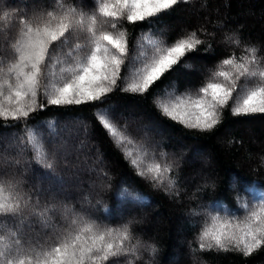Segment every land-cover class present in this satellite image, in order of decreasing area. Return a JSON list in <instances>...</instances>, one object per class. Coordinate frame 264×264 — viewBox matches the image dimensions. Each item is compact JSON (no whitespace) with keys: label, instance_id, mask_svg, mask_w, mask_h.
<instances>
[{"label":"snow or ice","instance_id":"6c2138e0","mask_svg":"<svg viewBox=\"0 0 264 264\" xmlns=\"http://www.w3.org/2000/svg\"><path fill=\"white\" fill-rule=\"evenodd\" d=\"M180 2L93 0L92 6H85L51 0L39 7L33 4L30 14L27 3L21 11L16 0H0V121H10L6 127L22 125V132L13 136L15 154L0 152V264H120L121 258L136 264L141 249L156 252L154 245L133 235L131 222L112 227L83 205L78 209L67 201L41 203L27 177L36 167L54 176L59 149L50 148L53 141H45L40 128L46 126L54 135L56 122L30 125L29 120L47 106L103 105L117 90L149 93L204 43L196 31L171 41L151 31L152 24ZM125 22L148 25L134 46ZM225 39L240 46L238 36ZM258 53L257 47L246 45L243 55L220 60L197 89L179 94L175 88L165 89L155 100L157 108L168 119L202 133L215 130L228 108L233 116L264 114V57ZM95 118L137 175L166 194L179 195V176L173 174L178 164L166 152L137 142L126 125L121 128L115 122L111 107L97 108ZM101 174L107 178L106 172ZM247 191L254 194L251 205L236 198L243 216L227 210L224 215L206 212L197 237L200 252L235 251L248 257L264 247V190L250 186ZM121 195L144 199L126 187ZM193 215L200 213L193 210ZM33 218L50 230L46 240L23 238V226Z\"/></svg>","mask_w":264,"mask_h":264},{"label":"trees","instance_id":"16d2710c","mask_svg":"<svg viewBox=\"0 0 264 264\" xmlns=\"http://www.w3.org/2000/svg\"><path fill=\"white\" fill-rule=\"evenodd\" d=\"M50 2L16 0L21 11L22 4L27 3L30 14L33 4L39 7ZM75 2L85 6L93 4V0ZM125 27L132 46L141 32L149 30L147 23L128 25L125 22ZM151 31L157 35L162 33L169 41L196 31L204 43L144 96L117 90L109 94L103 105L47 106L34 113L30 125L49 120L56 122L54 135L49 134L46 126L40 128L45 141H53L50 148L56 149L69 142L72 146L64 157L59 158L54 179L81 190L49 185L41 173L50 175L39 167L34 173L29 171L28 187L39 196L41 203L67 201L78 209L83 205L112 227L131 222L133 235L156 248L150 255L141 249L136 264H264V247L248 257L235 251L200 252L197 239L206 212L215 214L219 211L224 215L227 210L230 214L243 216L237 196L251 205L254 194L249 195L247 189L252 186L264 190V114L233 116L228 108L215 130L202 133L168 119L155 103L157 97H163L165 89L175 88L177 94L197 89L220 60L232 54L243 55L246 45H254L259 49L258 55L264 57V0H181L152 24ZM226 36L233 39L238 36L240 46L227 41ZM99 107H111L115 122L121 128L126 125L137 142L155 148L157 152H166L169 160L178 164L173 173L179 176L178 196L154 188L150 179L137 175L95 118ZM75 120L79 121L77 125ZM5 123L11 122L0 121V152L6 150L11 157L16 151L13 136L22 132V125L6 127ZM82 126H86V131ZM195 150L201 151L207 160L195 158ZM79 170L82 179L77 175ZM101 170L107 173L106 179ZM38 178L45 188L50 186L47 192L35 185ZM125 187L130 193L142 196L143 201L123 197L121 190ZM193 210L200 215H193ZM208 224H211L210 220ZM50 234V230H45L35 218L23 226L24 239L43 241ZM120 264H125L124 258L120 259Z\"/></svg>","mask_w":264,"mask_h":264},{"label":"rangeland","instance_id":"374dc122","mask_svg":"<svg viewBox=\"0 0 264 264\" xmlns=\"http://www.w3.org/2000/svg\"><path fill=\"white\" fill-rule=\"evenodd\" d=\"M34 1H36V0H27V2H34ZM22 6H23V4H22ZM79 123V121L78 120H75V124L77 125ZM144 127V126H143ZM9 146H10V144H8ZM8 145H5L6 147L8 146ZM8 146V147H9ZM11 147V146H10ZM9 147V148H10ZM72 148V146L70 145V142H69V144L68 143H66V144H64V145H58L57 146V148L56 149H59V158H61V157H64L66 154H67V152L69 151V149H71ZM159 148H161V147H159ZM194 157L195 158H198V160L200 159V160H207L203 155H202V153H201V151H199V150H195L194 151ZM8 171L9 172H12V171H14V169L13 168H11V167H9L8 168ZM88 172V171H87ZM41 175L42 176H45L43 179H45V180H47L48 181V184L50 183V184H52V186H55L56 188H58V189H68V190H74V191H77V192H79L81 189H80V187H74V186H71V185H64V184H60V182L59 181H57L56 179H54V176H52V175H50V177H47V175L44 173V172H42L41 173ZM41 175H39L40 177H42ZM77 175H78V177H79V175L81 176V179H82V176H83V174H82V172L79 170V172L77 173ZM202 176L203 177H206V174H202ZM80 178V177H79ZM44 180V181H45ZM52 181V182H51ZM49 184V185H50ZM35 185L37 186V188L39 189V190H42V189H44L43 191H45V192H47V188H50V186L49 187H44L43 185H42V182L40 181V179L38 178V179H36L35 180ZM29 223H32V222H29ZM27 224V223H26ZM25 224V225H26ZM148 253H149V255H150V251H148Z\"/></svg>","mask_w":264,"mask_h":264}]
</instances>
